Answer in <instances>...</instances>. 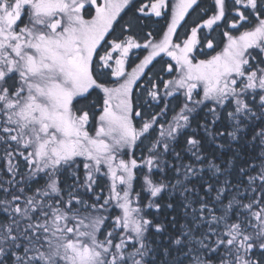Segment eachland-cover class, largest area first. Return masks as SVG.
I'll return each instance as SVG.
<instances>
[{
  "label": "snow or ice",
  "instance_id": "obj_1",
  "mask_svg": "<svg viewBox=\"0 0 264 264\" xmlns=\"http://www.w3.org/2000/svg\"><path fill=\"white\" fill-rule=\"evenodd\" d=\"M0 264H264V0H0Z\"/></svg>",
  "mask_w": 264,
  "mask_h": 264
},
{
  "label": "trees",
  "instance_id": "obj_2",
  "mask_svg": "<svg viewBox=\"0 0 264 264\" xmlns=\"http://www.w3.org/2000/svg\"><path fill=\"white\" fill-rule=\"evenodd\" d=\"M210 2V0H209ZM145 3H147V0H145ZM127 15L125 14V16H123V18L126 20V18L128 19L131 16V12H126ZM186 19H188L186 17ZM193 19H195V17H193ZM191 20L188 21L189 24H191ZM162 30H166L165 28V23L163 18H159V17H150L146 20H144V31H151L153 33V37H155L156 39H160L162 38ZM178 31H180L178 29ZM181 35H183V33L181 32ZM141 36H143V33H141ZM149 49H134L133 52L130 54V60H129V64L130 66L132 64H135L137 62H139L140 59H142V56H146L148 54ZM163 56V54H162ZM161 58L158 57L157 60H160ZM163 60H170V58L164 56ZM155 63V62H154ZM157 68H159V64H157ZM137 91V90H135ZM171 115V114H170ZM169 115V118H170ZM139 154V153H137Z\"/></svg>",
  "mask_w": 264,
  "mask_h": 264
},
{
  "label": "flooded vegetation",
  "instance_id": "obj_3",
  "mask_svg": "<svg viewBox=\"0 0 264 264\" xmlns=\"http://www.w3.org/2000/svg\"><path fill=\"white\" fill-rule=\"evenodd\" d=\"M134 3L137 4V5H141V4H144V3H145V0H134ZM128 11H129V10L126 9L124 13H121V16H122V17L125 16L126 12H128ZM137 15H140V14L137 13ZM129 18H130V17H129ZM129 18H128V19H129ZM126 20H127V18H126ZM129 58H130V56H129ZM129 60H130V59H129Z\"/></svg>",
  "mask_w": 264,
  "mask_h": 264
},
{
  "label": "rangeland",
  "instance_id": "obj_4",
  "mask_svg": "<svg viewBox=\"0 0 264 264\" xmlns=\"http://www.w3.org/2000/svg\"><path fill=\"white\" fill-rule=\"evenodd\" d=\"M171 2H172V3H175V0H171ZM143 57H144V55L142 56V59H143ZM142 59H140V60H142ZM140 60H139V62H140ZM130 61H131V60H130ZM139 62H137V63H135V64H132L131 66H130V64H128L127 70L130 71L131 68H132V67H135V65L138 64ZM134 91H135V90H134ZM137 91H139V90H137Z\"/></svg>",
  "mask_w": 264,
  "mask_h": 264
}]
</instances>
